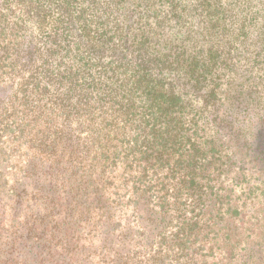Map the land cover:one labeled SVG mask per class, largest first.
<instances>
[{
	"label": "trees",
	"instance_id": "obj_1",
	"mask_svg": "<svg viewBox=\"0 0 264 264\" xmlns=\"http://www.w3.org/2000/svg\"><path fill=\"white\" fill-rule=\"evenodd\" d=\"M173 3L167 0V16L180 18ZM139 5L140 0H0V264L198 260L184 251L191 235L180 228L166 237L159 232L163 217L140 214L150 203L146 190L131 194L139 216L133 227L120 226L113 211L111 199L120 197L112 192L124 177L133 173L139 176L134 185L144 187L147 165L162 158L175 160L169 173L180 176L179 191L202 204L204 213L212 217L215 206L224 205L227 221L215 230L243 229L248 216L257 231L245 239L238 262L264 264V106L249 109L244 101L245 116L239 118L243 100L235 91L227 98L233 113L220 115L206 105L197 110L199 119L195 114L187 120L164 101L143 111L138 121L147 129L133 127L137 115L129 103L136 97L139 102L141 84L149 85L148 66L158 62L161 50L136 62L132 56L123 65L133 70L125 84L113 78L86 82L89 61L113 53L118 63L119 53L134 44L131 9ZM180 55L174 53L171 64ZM201 60L190 57L186 75ZM208 63L206 58L201 76L211 72Z\"/></svg>",
	"mask_w": 264,
	"mask_h": 264
},
{
	"label": "rangeland",
	"instance_id": "obj_2",
	"mask_svg": "<svg viewBox=\"0 0 264 264\" xmlns=\"http://www.w3.org/2000/svg\"><path fill=\"white\" fill-rule=\"evenodd\" d=\"M171 1H174L173 5L180 18H176L175 14L173 17L167 16V0H140L142 5L135 10L131 9L135 14L131 23L137 35L134 44L128 51L119 53L118 63H114L116 60L113 53H107L103 58L97 55L89 61L84 70L86 82L95 84L98 80L105 82V79L113 78L125 84L123 80L129 78L133 70L123 65L131 63L132 56L136 62L141 59V55L161 50L156 54L158 62L148 66L151 69L148 72L149 85L146 88L141 84L143 90H139L136 95L139 97L142 93L139 102L135 100L136 97L129 103L136 109L137 118L132 116L133 127L147 129L138 121L143 117V111L159 109L164 101L170 109L180 110L187 120L195 114V119H199L197 110L204 109L206 105L207 109L215 106L214 109L220 115L224 110L233 113L227 98L235 91H240L243 100L239 107V118L245 116L242 110L244 101L249 102V109L255 104L264 106V0ZM174 53L184 55L178 57L179 62L171 64ZM190 57L202 60L195 67V73L188 76L186 73L190 61L187 60ZM205 57L209 60L207 65L211 72L201 76L202 71L205 74L208 69L205 67L202 70ZM171 90L174 94L168 96ZM174 161L168 164V159L162 158L158 162H150L147 165L149 171L145 172V184H142L144 187L134 185L139 176L132 173L124 177V185L116 187L117 192H112L120 199H111L119 225L129 223L133 227L139 216L133 213L134 199L131 194L134 190H146L150 203L147 208H141L140 214L146 216L149 211L155 213L154 217H163V227L159 232L166 237L177 235L180 228L188 236L191 235L184 251L196 255L198 260L192 259L188 264H240L238 259L244 249L243 243L257 229L247 223V216L243 229L238 226L231 234L215 230L214 225H225L227 217L223 213L226 208L224 205H216L210 217L204 213L202 204L189 199L185 191H179L177 179L180 176L168 171L169 168L174 169ZM128 166L133 170L138 167L133 164ZM139 167L143 168L144 165ZM219 208L221 210L217 215ZM245 212H249V209ZM132 230L137 232L135 228ZM227 235H230L229 239ZM251 239H248L249 242Z\"/></svg>",
	"mask_w": 264,
	"mask_h": 264
}]
</instances>
